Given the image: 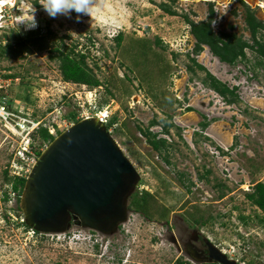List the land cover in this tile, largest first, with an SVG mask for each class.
Masks as SVG:
<instances>
[{
	"label": "rangeland",
	"instance_id": "obj_1",
	"mask_svg": "<svg viewBox=\"0 0 264 264\" xmlns=\"http://www.w3.org/2000/svg\"><path fill=\"white\" fill-rule=\"evenodd\" d=\"M244 1L264 20V0ZM211 2L216 33L253 42L241 0H100L80 22L74 12L71 19L50 18L38 0H0V107L14 113L11 129L0 120V264H176L180 258L200 264L185 251L196 231L237 264H264V211L245 196L264 180V57L248 48L246 59L228 64L207 45L195 52L184 17L207 20ZM32 14L38 26L26 30L22 21ZM62 42L87 55L101 85L63 79L51 57ZM192 58L235 86L238 101L228 103L203 83L206 69ZM86 111L107 112L106 122L116 118L108 130L141 176L129 204L146 196V211L132 208L111 233L72 223L64 232L31 236L11 180L27 176L49 143L31 134L35 153L18 164L13 152L26 133L20 130L33 120L57 136ZM146 129L167 147L154 149Z\"/></svg>",
	"mask_w": 264,
	"mask_h": 264
},
{
	"label": "water",
	"instance_id": "obj_2",
	"mask_svg": "<svg viewBox=\"0 0 264 264\" xmlns=\"http://www.w3.org/2000/svg\"><path fill=\"white\" fill-rule=\"evenodd\" d=\"M141 176L106 124L86 117L41 151L26 177L19 206L25 223L60 233L74 223L111 233L129 218V198ZM209 261L237 264L206 238Z\"/></svg>",
	"mask_w": 264,
	"mask_h": 264
},
{
	"label": "trees",
	"instance_id": "obj_3",
	"mask_svg": "<svg viewBox=\"0 0 264 264\" xmlns=\"http://www.w3.org/2000/svg\"><path fill=\"white\" fill-rule=\"evenodd\" d=\"M245 6V22L247 24V28L250 31L252 43L248 40L238 36L234 32L221 31L216 33L212 27V21L215 14L214 4L211 2L209 4V16L207 20L195 21L192 20L189 16H185L186 22L190 25L191 34L196 39L195 52L198 53L203 49L204 45L209 46L211 52L217 56L222 62L228 64H235L237 61H242L247 57V49L251 48L254 52L258 53L259 58L264 57V42L262 39V31H264V20L260 19L253 11V8L246 3L244 0H241ZM163 9L171 15L177 14L175 10H172L170 6L163 5ZM122 34L116 38L118 42L122 40ZM8 47L12 49V44H9ZM19 52L22 53L21 47L18 48ZM17 51V50H16ZM52 58H56L59 60V68L61 70L63 79L65 81L74 82V83H82L89 85L91 87H96L102 84L100 79L94 74L93 70L88 67L86 58L87 55L83 52H75V46H69L62 44L57 45L53 54H51ZM193 62L200 67L201 69H206L203 65H200L195 58H192ZM261 63V60L257 62ZM190 71H193V66H189ZM15 74H8L7 77H13ZM203 83L209 86L211 89L215 90L219 93L228 103H233L238 101L239 95L236 92V87L230 88L229 85L219 78H217L214 74L206 69V78L203 79ZM188 109L192 110L191 106H188ZM72 118L75 119L76 115L72 113ZM78 120H76L77 122ZM116 121V118H110L108 122H106L107 128H110ZM152 124L156 123L155 121L151 122ZM208 122H201V127H207ZM60 133V132H59ZM146 135L147 141L152 147L156 150L162 151L165 147H167V140L165 138H158L157 134L152 133L149 129L143 131ZM167 133V132H166ZM32 135H37L42 141H46L50 143L56 135L50 132V128L43 124L33 132ZM41 151L38 152V156ZM168 161L167 158H165ZM8 172V171H7ZM26 177L24 175H15L11 180V190L17 193L18 195V209H20L19 201L20 195L23 190ZM181 178H183V174H181ZM252 190L245 193L246 198L255 206L264 211V180L256 182L252 188ZM147 195V192H146ZM224 195V192H222ZM132 197V196H131ZM5 198H8V193H6ZM141 199V200H140ZM140 199L134 200L129 204V209L135 207L136 210L146 211V196H142ZM147 214V213H146ZM244 218V217H243ZM26 228H30L25 222H23ZM39 232V231H37ZM176 264H191L188 261L180 258L177 260ZM202 264H220L217 262H205Z\"/></svg>",
	"mask_w": 264,
	"mask_h": 264
},
{
	"label": "clouds",
	"instance_id": "obj_4",
	"mask_svg": "<svg viewBox=\"0 0 264 264\" xmlns=\"http://www.w3.org/2000/svg\"><path fill=\"white\" fill-rule=\"evenodd\" d=\"M38 2L50 18L55 19L59 16H64L71 19L74 12L77 17L76 22H80V16L88 15L91 17L92 12L98 10L97 5L100 0H38ZM2 15L0 13V18H2ZM22 22L25 24L26 30L34 29L38 26L34 14H32L31 19ZM214 24L215 21H213Z\"/></svg>",
	"mask_w": 264,
	"mask_h": 264
},
{
	"label": "built area",
	"instance_id": "obj_5",
	"mask_svg": "<svg viewBox=\"0 0 264 264\" xmlns=\"http://www.w3.org/2000/svg\"><path fill=\"white\" fill-rule=\"evenodd\" d=\"M12 114H14V113L11 112L9 109H7L4 105L0 107V116L3 118V119L0 118V120L2 122H4V125L9 129H11V128L8 125V123L13 125V123H11V120L13 119L11 116ZM92 115L99 117L102 122L106 123L107 112L106 113L104 112V114H102V111H99V113L96 112L95 114H88V112L86 111L85 115L82 117L86 118V117H91ZM38 127H39V122H35L32 120V125L27 124V126L25 125L23 128H21L20 132H22V133L26 132V133H25V136L23 137V139L19 143V146L15 150V153H14V157L17 159L14 161H19L18 164L20 163L22 165V163L25 160H28L30 157H33L32 155H34V153H35V146L33 144L32 138L30 136H31L32 132L35 131ZM12 130L14 131L13 128H12ZM50 132H53V129L50 128ZM15 163L16 164H13V165L15 167H17V162H15ZM22 222H25L24 216L22 218ZM27 229H28V231H27L28 234H30L31 236L50 234V233L37 232V230H35L31 227L27 228Z\"/></svg>",
	"mask_w": 264,
	"mask_h": 264
},
{
	"label": "flooded vegetation",
	"instance_id": "obj_6",
	"mask_svg": "<svg viewBox=\"0 0 264 264\" xmlns=\"http://www.w3.org/2000/svg\"><path fill=\"white\" fill-rule=\"evenodd\" d=\"M139 185V183H138ZM137 185V187H138ZM131 211V210H130ZM167 225V236H168V220L165 222ZM185 251L186 253L200 262V264L209 261V247L206 242V238L200 232H194L193 237H190L189 240L185 242Z\"/></svg>",
	"mask_w": 264,
	"mask_h": 264
},
{
	"label": "bare ground",
	"instance_id": "obj_7",
	"mask_svg": "<svg viewBox=\"0 0 264 264\" xmlns=\"http://www.w3.org/2000/svg\"><path fill=\"white\" fill-rule=\"evenodd\" d=\"M1 10H2V4L0 3V12H1Z\"/></svg>",
	"mask_w": 264,
	"mask_h": 264
}]
</instances>
